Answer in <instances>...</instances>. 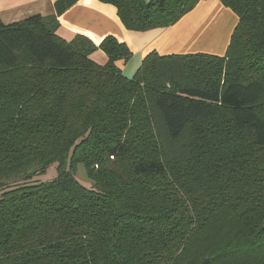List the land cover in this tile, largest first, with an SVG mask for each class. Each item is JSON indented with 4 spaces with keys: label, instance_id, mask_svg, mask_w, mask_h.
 <instances>
[{
    "label": "trees",
    "instance_id": "trees-1",
    "mask_svg": "<svg viewBox=\"0 0 264 264\" xmlns=\"http://www.w3.org/2000/svg\"><path fill=\"white\" fill-rule=\"evenodd\" d=\"M77 1L0 17V264H264V0H220L224 56L152 51L133 77L115 36L57 34ZM99 1L144 32L201 0Z\"/></svg>",
    "mask_w": 264,
    "mask_h": 264
},
{
    "label": "crops",
    "instance_id": "crops-1",
    "mask_svg": "<svg viewBox=\"0 0 264 264\" xmlns=\"http://www.w3.org/2000/svg\"><path fill=\"white\" fill-rule=\"evenodd\" d=\"M56 1L0 0V17L5 23H12L33 14L56 15ZM58 21L57 34L67 41L81 34L96 45L109 35L125 42L132 56L117 64L125 76L133 77L152 51L162 56L188 53L224 56L239 18L220 0H201L174 25L132 31L125 27L114 5L99 0H78L58 16ZM91 58L101 65L108 61L101 49L94 51Z\"/></svg>",
    "mask_w": 264,
    "mask_h": 264
},
{
    "label": "rangeland",
    "instance_id": "rangeland-1",
    "mask_svg": "<svg viewBox=\"0 0 264 264\" xmlns=\"http://www.w3.org/2000/svg\"><path fill=\"white\" fill-rule=\"evenodd\" d=\"M57 175V171H56V166L55 164L51 165L48 169V171L46 172V174L42 175V176H38L39 180H51L53 178H55ZM76 176L78 178V180L85 186L87 187H91V183L90 180L88 179L86 172H85V167L80 164L78 166V170L76 173Z\"/></svg>",
    "mask_w": 264,
    "mask_h": 264
},
{
    "label": "water",
    "instance_id": "water-1",
    "mask_svg": "<svg viewBox=\"0 0 264 264\" xmlns=\"http://www.w3.org/2000/svg\"><path fill=\"white\" fill-rule=\"evenodd\" d=\"M147 1H150V0H147Z\"/></svg>",
    "mask_w": 264,
    "mask_h": 264
}]
</instances>
